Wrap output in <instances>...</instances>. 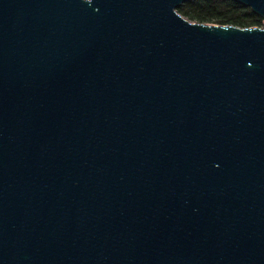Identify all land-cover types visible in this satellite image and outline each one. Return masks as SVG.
Masks as SVG:
<instances>
[{
	"label": "water",
	"instance_id": "95a60500",
	"mask_svg": "<svg viewBox=\"0 0 264 264\" xmlns=\"http://www.w3.org/2000/svg\"><path fill=\"white\" fill-rule=\"evenodd\" d=\"M184 1L0 0V264H264V0Z\"/></svg>",
	"mask_w": 264,
	"mask_h": 264
},
{
	"label": "trees",
	"instance_id": "16d2710c",
	"mask_svg": "<svg viewBox=\"0 0 264 264\" xmlns=\"http://www.w3.org/2000/svg\"><path fill=\"white\" fill-rule=\"evenodd\" d=\"M177 11L189 20L199 22L250 26L260 25L262 21L248 6L235 0H185Z\"/></svg>",
	"mask_w": 264,
	"mask_h": 264
}]
</instances>
